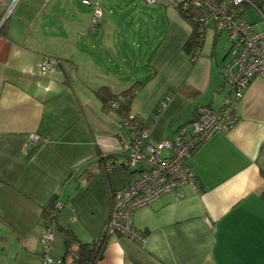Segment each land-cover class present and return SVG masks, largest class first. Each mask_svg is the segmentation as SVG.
Here are the masks:
<instances>
[{"label": "crops", "instance_id": "0c3cea01", "mask_svg": "<svg viewBox=\"0 0 264 264\" xmlns=\"http://www.w3.org/2000/svg\"><path fill=\"white\" fill-rule=\"evenodd\" d=\"M154 1L165 27L158 39L161 27L150 35L158 45L146 68L128 71L109 65L107 49L119 53L117 29L103 14L95 29L92 21L83 28L74 15L68 22L59 15L56 0H16L11 8L12 0H0V16L9 11L0 33V264H45L46 255L59 257L62 228L81 240L96 238L111 193L131 180L132 171L118 167L124 156L111 171L99 159V152H119L121 126L116 111L101 108L98 86L117 92L135 83L128 111L144 119L167 97L149 127L152 141L171 138L194 118L197 106L221 107L228 50L219 57L203 41L192 58L183 50L188 22L170 0ZM246 15L255 30L264 29L254 7L241 17ZM84 29L93 36L91 50L102 51L107 62L81 48ZM46 55L57 65L42 71ZM185 84L197 95L184 94ZM234 111V125L212 133L188 158L198 188L186 184L178 199L169 192L137 208L132 224L144 241L112 233L97 264H264V79L250 82ZM53 196L62 207L45 249L40 224Z\"/></svg>", "mask_w": 264, "mask_h": 264}, {"label": "built area", "instance_id": "2783aa9c", "mask_svg": "<svg viewBox=\"0 0 264 264\" xmlns=\"http://www.w3.org/2000/svg\"><path fill=\"white\" fill-rule=\"evenodd\" d=\"M15 1L12 0L9 8ZM186 1L202 7V15L199 17L201 24L206 25L213 21L216 30H224L227 33L230 40L229 58L223 64V72L228 92L219 109L199 106L192 121L180 125L171 138L152 141L149 138L150 126H144L134 119L132 114L129 115L130 118L125 119L124 124L128 131L119 142L120 148L127 155L119 165L130 169L133 175L123 188L111 193L109 215L102 228V234L117 233L136 243H142L145 234L134 228L133 212L169 192H174L175 198L178 199L182 195V187L186 184L194 189L198 188L196 176L188 163L192 146L196 140L208 137L214 132L229 130L236 121V114L232 111L235 103L243 96L255 77L264 79V29L255 30L252 23L237 16L239 6L242 3H250L251 0H170V4L174 6V2ZM82 2L91 4V0ZM251 6L255 8L253 4ZM257 11L261 23L264 24V12ZM8 13L9 11H6L1 20ZM92 15L93 24L102 15V8L97 1L94 2ZM56 65L55 58L44 56L40 69L45 71ZM166 101L167 97L161 100V108ZM105 167L110 170L116 165L109 162ZM60 204L58 200L55 201L54 210ZM54 210L51 216H54ZM53 223L42 220L40 224V241L45 249H48L53 240ZM44 260L45 264L55 263V258L49 255H46Z\"/></svg>", "mask_w": 264, "mask_h": 264}, {"label": "trees", "instance_id": "16d2710c", "mask_svg": "<svg viewBox=\"0 0 264 264\" xmlns=\"http://www.w3.org/2000/svg\"><path fill=\"white\" fill-rule=\"evenodd\" d=\"M82 1V0H81ZM83 3V2H82ZM251 4L255 6L257 10H261V12H264V0H251L250 3H242L237 12V16L241 17V14L243 11H245L247 8L251 7ZM174 8L177 9L179 15L188 22L190 26V33L186 39V41L183 44V50L185 53L190 55L192 58H194L200 51L201 45L204 41V35L206 32V29L208 27H211L214 30V39H217L218 35L224 30H216L215 24L213 21H210L206 25H203L200 23L199 17L202 15V7L198 4H195L191 1L186 2H174ZM2 16V15H1ZM0 16V19H1ZM246 20V19H245ZM5 20L0 25V33L5 34L6 32V22ZM92 23V29H95L93 27ZM229 40V39H228ZM230 42V40H229ZM230 48V46H229ZM228 48V51H229ZM47 56V55H46ZM51 57V56H50ZM223 80L226 82L225 74L223 72ZM135 83L128 86V88H125L121 91H114L109 85L103 84L98 86L94 93L96 97L98 98L101 108L107 111H116L119 115V124L121 126V131L117 133V137L119 140L124 137V135L127 133V129L125 127L124 121L127 118H130V114H132V117L134 119L139 120L143 125L150 126L155 115L159 113L161 110L160 102L157 104L156 108L154 109L152 116L148 119H144L141 117H138L134 113H129L128 111V102L129 98L131 96V93L133 92V87ZM182 92L186 94L187 96H196L197 91L195 89H192L188 85H183L181 88ZM163 98L162 100H164ZM200 106H208V105H200ZM222 106V105H221ZM199 106L196 107L194 112V117L196 114V110ZM232 111H234V106ZM235 112V111H234ZM236 114V113H235ZM138 117V118H137ZM236 115V119H237ZM192 121V120H190ZM189 123V122H188ZM183 123V124H188ZM181 124V125H183ZM180 126V125H179ZM178 126V127H179ZM177 127V128H178ZM176 128V129H177ZM210 136V135H209ZM208 136V137H209ZM208 137H204L202 139L196 140V143L191 148V155L195 151V149ZM126 152L120 148L118 153H108L103 154L102 152H99V159L102 161V166H106L107 163L111 162L114 163L117 159L121 160L123 163L124 159H126ZM122 167V166H118ZM116 167L108 170L105 167L106 171H111L115 169ZM105 172V171H104ZM107 173V172H106ZM260 197L262 200H264V189L260 192ZM58 200L57 196H53L49 202V204L43 209L42 211V220L44 221H55L58 211L61 209L62 205L60 204L59 207H57L55 210L53 208L55 201ZM59 201V200H58ZM60 202V201H59ZM55 212L54 216L52 215V212ZM63 231V246H62V254L55 258V263L53 264H97V262L102 258L104 247L106 244V240L109 235L102 234V230L100 231L99 235L92 239V240H81L78 238V236L70 229V228H62Z\"/></svg>", "mask_w": 264, "mask_h": 264}, {"label": "rangeland", "instance_id": "374dc122", "mask_svg": "<svg viewBox=\"0 0 264 264\" xmlns=\"http://www.w3.org/2000/svg\"><path fill=\"white\" fill-rule=\"evenodd\" d=\"M96 1L99 2L103 10V18L112 19L113 28L117 29L114 48L118 49L119 53L115 55V52L111 53L112 48L107 49L108 57L111 59L110 67L115 70L121 66L128 71H139L138 66L146 68L148 60L158 45L157 41L153 42V38L150 35L154 28L161 27L158 31L159 33L155 36L158 39L165 27V21L158 22V19L162 18L161 20H164L163 11L158 8L160 6L159 3L147 0H91L89 5L82 3L81 0H56L55 3L56 6L59 5L60 7H58L60 9L59 15L64 16L66 22L72 21L74 15L81 22L83 28H86L92 21L93 7ZM72 3L74 8L71 6ZM71 9H75V13ZM100 18L98 19L100 20ZM245 18L249 22L252 20V16L246 15ZM104 21L105 19H103ZM120 29L128 30L129 35L127 37L121 36L123 30L121 31ZM83 32L84 35L80 42L81 48L85 49L89 54H98L101 56V61L107 62L108 57L102 55V51H92L89 47L93 36L88 34L86 29ZM214 38V30L208 27L204 35V46L206 48L214 45L215 52L221 57L230 46L227 33L222 31L217 39ZM226 58H229V54ZM95 78L99 83L98 78Z\"/></svg>", "mask_w": 264, "mask_h": 264}, {"label": "water", "instance_id": "95a60500", "mask_svg": "<svg viewBox=\"0 0 264 264\" xmlns=\"http://www.w3.org/2000/svg\"><path fill=\"white\" fill-rule=\"evenodd\" d=\"M5 19H6V17L1 20L0 24H2L5 21Z\"/></svg>", "mask_w": 264, "mask_h": 264}, {"label": "clouds", "instance_id": "9594fccd", "mask_svg": "<svg viewBox=\"0 0 264 264\" xmlns=\"http://www.w3.org/2000/svg\"><path fill=\"white\" fill-rule=\"evenodd\" d=\"M102 14H103V10H102ZM3 15V14H2ZM102 16V15H101ZM1 18H2V16H1ZM6 18H7V16H6ZM1 20V19H0ZM95 24V23H94ZM1 25V24H0Z\"/></svg>", "mask_w": 264, "mask_h": 264}]
</instances>
